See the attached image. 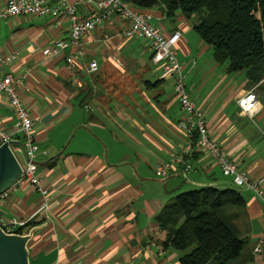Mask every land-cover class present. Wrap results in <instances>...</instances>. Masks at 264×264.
Wrapping results in <instances>:
<instances>
[{
    "label": "crops",
    "instance_id": "1",
    "mask_svg": "<svg viewBox=\"0 0 264 264\" xmlns=\"http://www.w3.org/2000/svg\"><path fill=\"white\" fill-rule=\"evenodd\" d=\"M70 1H79L80 18L95 10L92 2ZM147 10L164 34L180 33L176 55L209 136L250 178H262L264 190V101L251 117L236 104L256 85L215 60L212 46L192 27L195 16H168L161 5ZM68 27L66 17L18 15L0 22V51L15 56L3 68L25 74L18 95L33 120L37 173L51 206L46 216L30 218L39 192L16 184L0 197V217L46 223L27 243L30 264H178L179 252L158 243L164 237L156 221L162 206L192 188L236 186L202 152L184 157L189 169L173 165L166 176L156 175L153 163L186 144L172 79L152 60L149 42L126 37L128 21L115 14L81 39L75 68L65 62L72 45L44 55L45 47L68 38ZM91 59L98 69L86 73ZM0 119V128L11 131L14 115L3 94ZM236 188L245 204L231 210L244 245L232 264H264V204L248 188Z\"/></svg>",
    "mask_w": 264,
    "mask_h": 264
},
{
    "label": "built area",
    "instance_id": "2",
    "mask_svg": "<svg viewBox=\"0 0 264 264\" xmlns=\"http://www.w3.org/2000/svg\"><path fill=\"white\" fill-rule=\"evenodd\" d=\"M79 2V1H78ZM77 1L54 0H5L0 1V22L3 19L18 15L52 16L56 20L66 17L69 20L68 38L57 39L51 45L42 50L44 55L55 56L68 45L74 47V54L65 57V62L70 68L77 66L75 54L81 55V39L92 30L102 19L115 14L121 19L128 21L124 35L147 40L152 49V60L162 63V76L172 79L174 93L178 99L180 109L183 113L181 126L184 128L186 144L181 152H172L165 161L153 163V169L159 177L166 176L173 165H182V171L190 168V164L184 159L189 154L192 146L196 151L204 153L210 160L219 167L223 176L229 177L231 183L236 187H244L253 193L264 204V190L262 178L252 179L245 172L238 168L236 162L209 136L206 121L202 112L195 106L189 93L182 74V65L176 55V42L180 33L175 31L171 34H164L151 22V14L147 9H140L129 5L124 0H80V2H92L95 6L94 12L86 18H80L76 13ZM14 55L5 56L0 51V94L5 96L8 106L13 115L14 122L11 131H4L0 128V144L7 142L9 147L22 167V176L16 184L28 183L33 186L40 195L38 206L30 218L45 215L50 209L49 192L41 184V178L37 173L35 162L39 146L33 138V120L22 104L18 95V87L22 84L25 74L13 75L3 68ZM98 69L95 60H89L85 66L86 73H92ZM254 97L249 101L248 97ZM254 105L248 109L247 105ZM236 104L241 113L251 117L261 108L258 94L254 88L245 91L236 99ZM1 124V119H0ZM195 136V140H194ZM3 194L0 195L2 197ZM29 219L4 220L0 217V227L6 233L16 232V229L25 225ZM259 246L254 247L258 251ZM60 264V263H55ZM63 264H82L78 259Z\"/></svg>",
    "mask_w": 264,
    "mask_h": 264
},
{
    "label": "trees",
    "instance_id": "3",
    "mask_svg": "<svg viewBox=\"0 0 264 264\" xmlns=\"http://www.w3.org/2000/svg\"><path fill=\"white\" fill-rule=\"evenodd\" d=\"M124 1L140 9L161 5L168 16L175 11L187 18L195 16L192 27L212 46L215 60L227 62L228 72H243L249 84L256 85L259 101H264V0ZM198 152L192 146L189 154ZM244 204L242 194L232 186L208 185L179 192L156 215L164 233L158 243L179 252L178 264H232L244 241L238 236L231 209ZM42 221H27L16 232Z\"/></svg>",
    "mask_w": 264,
    "mask_h": 264
},
{
    "label": "water",
    "instance_id": "4",
    "mask_svg": "<svg viewBox=\"0 0 264 264\" xmlns=\"http://www.w3.org/2000/svg\"><path fill=\"white\" fill-rule=\"evenodd\" d=\"M22 167L9 144H0V195L16 185L22 176ZM45 222L32 225L25 232L6 233L0 227V264H30L27 243Z\"/></svg>",
    "mask_w": 264,
    "mask_h": 264
},
{
    "label": "clouds",
    "instance_id": "5",
    "mask_svg": "<svg viewBox=\"0 0 264 264\" xmlns=\"http://www.w3.org/2000/svg\"><path fill=\"white\" fill-rule=\"evenodd\" d=\"M253 99H254V97H251V96L248 97V100H249V101H251V100H253ZM247 107H248V109H252V108L254 107V105L251 104V103H248Z\"/></svg>",
    "mask_w": 264,
    "mask_h": 264
},
{
    "label": "rangeland",
    "instance_id": "6",
    "mask_svg": "<svg viewBox=\"0 0 264 264\" xmlns=\"http://www.w3.org/2000/svg\"><path fill=\"white\" fill-rule=\"evenodd\" d=\"M242 75V74H241Z\"/></svg>",
    "mask_w": 264,
    "mask_h": 264
}]
</instances>
